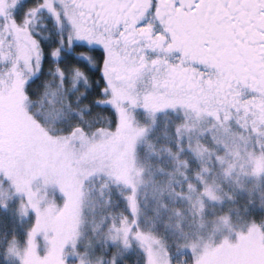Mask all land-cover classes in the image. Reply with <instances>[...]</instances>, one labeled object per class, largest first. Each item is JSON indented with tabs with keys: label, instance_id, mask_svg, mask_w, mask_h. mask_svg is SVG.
I'll use <instances>...</instances> for the list:
<instances>
[{
	"label": "snow or ice",
	"instance_id": "1",
	"mask_svg": "<svg viewBox=\"0 0 264 264\" xmlns=\"http://www.w3.org/2000/svg\"><path fill=\"white\" fill-rule=\"evenodd\" d=\"M161 116L180 154L201 162L196 178L217 176L195 198L175 193L200 228L205 196L223 203L248 180L264 183V0H0V220L12 223L0 222V264H121L133 241L139 264H169L176 243L140 223L143 170L118 175L115 151L128 135L148 140ZM121 182L129 214L113 215ZM162 211L183 218L179 207ZM214 221L203 257L186 247L172 259L264 264V222L248 230L258 247L248 258L244 237L217 236L229 212ZM90 235L111 254L94 255Z\"/></svg>",
	"mask_w": 264,
	"mask_h": 264
},
{
	"label": "rangeland",
	"instance_id": "2",
	"mask_svg": "<svg viewBox=\"0 0 264 264\" xmlns=\"http://www.w3.org/2000/svg\"><path fill=\"white\" fill-rule=\"evenodd\" d=\"M167 121L168 117L161 116L158 126L152 131L148 140L128 135L120 138L115 145L118 175L131 176L136 170H143L144 183L138 188V199L142 210L141 225L147 227L155 223L153 235L157 239L167 235L168 242H175L176 247L181 251L187 247L194 249L198 257H203L204 253L210 250L214 243L215 214L229 212V224L221 226L217 236H226L230 232L238 233L247 241L246 245L240 249L241 255L248 258L256 257L258 247L255 238L250 235L248 230L252 225H259L264 222V183L257 187L254 181L248 180L245 188L235 192L234 200L225 199L223 203L211 201L205 196L204 201L209 209V215L203 220L204 227L200 228L201 221L199 218L193 219L188 200L176 197L175 193H181L183 197L192 196L195 198L203 193L205 182L211 183L217 176H206L205 180L196 178L195 173L201 168V162L188 151L180 154V146L176 143L170 128L167 126ZM137 124L142 127L146 126L144 119L140 117L137 118ZM163 149H171L173 154L180 155V159L185 160L187 166L178 169L176 160ZM257 158L259 159V157ZM209 168L218 174V169L214 168L213 165L210 164ZM100 182L96 181L97 184ZM189 185H191L190 189ZM223 189L232 192L231 182H224ZM131 191L130 186L123 182L118 187L113 188L111 193L114 207L113 215L129 214L122 196H126ZM163 205H167L169 208H181L183 218L173 217L169 220L167 213L163 211L160 216H157V208L162 210ZM177 220H179L178 229L175 227ZM0 222L5 223L9 228L12 227L10 219L5 218ZM29 222L25 220L24 225ZM90 239L95 246L94 255H106V253L110 254L113 251V245L110 241L106 242L98 235H90ZM17 247L23 253L27 245L18 242ZM121 251L123 253L121 262L126 264H139L143 256L142 249L136 241L132 242L129 249L126 251L121 249ZM153 252L156 257L160 254L159 250L155 248ZM186 254L188 253L185 252L183 255ZM168 257L169 264H172L169 250ZM8 264H17V261L10 260ZM181 264H186V262Z\"/></svg>",
	"mask_w": 264,
	"mask_h": 264
},
{
	"label": "trees",
	"instance_id": "3",
	"mask_svg": "<svg viewBox=\"0 0 264 264\" xmlns=\"http://www.w3.org/2000/svg\"><path fill=\"white\" fill-rule=\"evenodd\" d=\"M27 225V224H26ZM18 226H22V225H18ZM177 251H181L178 247H172V248H170L169 249V253H170V255H171V258H173V257H175V253L177 252ZM111 254V253H110ZM109 253H106V255H110ZM187 257H188V254H186V255H182V257H180V260L179 261H176V260H174V259H172V264H181V263H185L186 261H187ZM138 260V259H137ZM139 262V261H138ZM121 264H126V263H122L121 262Z\"/></svg>",
	"mask_w": 264,
	"mask_h": 264
},
{
	"label": "flooded vegetation",
	"instance_id": "4",
	"mask_svg": "<svg viewBox=\"0 0 264 264\" xmlns=\"http://www.w3.org/2000/svg\"><path fill=\"white\" fill-rule=\"evenodd\" d=\"M14 102V101H13Z\"/></svg>",
	"mask_w": 264,
	"mask_h": 264
}]
</instances>
